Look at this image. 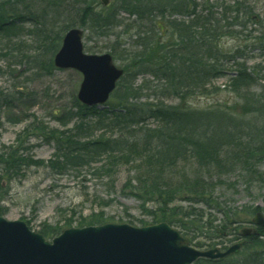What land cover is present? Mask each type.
Wrapping results in <instances>:
<instances>
[{"label": "trees", "instance_id": "obj_1", "mask_svg": "<svg viewBox=\"0 0 264 264\" xmlns=\"http://www.w3.org/2000/svg\"><path fill=\"white\" fill-rule=\"evenodd\" d=\"M232 1L223 4L216 15L196 0H112L106 6L98 0H0V59L10 58V45H17V50L26 45L12 40L21 25L28 23L29 33L40 42L30 60L50 72L54 68L51 56L59 49L64 33L79 27L100 36L117 31L110 54L123 70L102 110L86 107L74 98L72 109L56 116L64 129L41 131L45 140L54 143L52 158L34 159L19 139L16 145H0V181L13 180L31 166L56 172L86 168L110 177L128 167L133 176L121 188L129 190L139 208L151 216V223H169L197 248L219 243L226 248L224 242L232 240L242 243L230 256L199 258L192 264H262L264 228L245 237L236 228L244 221L239 214H254L260 209L225 210L213 195L212 177L206 174L210 168L223 173L236 167L247 177H254L256 166L264 163V125L244 128L235 116L189 106V98L224 74L219 59L235 56L224 53L222 38L241 35L254 18L245 0ZM59 16L65 20L56 29ZM41 54L49 56L47 67ZM153 80L156 83L152 85ZM254 80L245 65L237 63L229 86L239 93ZM22 100L20 95L0 91L1 107L11 108ZM259 107L257 112L264 113V103ZM28 132L26 127L22 133ZM189 161L199 172L205 169L206 174L180 172V164ZM5 193L0 182V199ZM179 197L189 203L185 208L176 204ZM200 204L202 209L193 206ZM208 208L223 215L220 225L204 218L210 216ZM3 212L0 207V215ZM105 222L103 213L98 212L76 226ZM71 226L69 221L64 224V228ZM60 231L61 227L49 224H42L38 230L48 239ZM198 237L207 241L194 242Z\"/></svg>", "mask_w": 264, "mask_h": 264}, {"label": "rangeland", "instance_id": "obj_2", "mask_svg": "<svg viewBox=\"0 0 264 264\" xmlns=\"http://www.w3.org/2000/svg\"><path fill=\"white\" fill-rule=\"evenodd\" d=\"M196 2L203 3L217 15L221 12L223 4L233 1L196 0ZM245 2L252 7L254 14L252 21L257 20V23L248 22L241 30V35L237 37L227 35L222 38L220 47L224 53L235 56L220 58L218 63L224 68V74L205 86L202 93L189 98L190 107L201 110H220L227 116L231 115L240 119L239 126L244 128L250 124L264 125V113L257 112L261 108L259 106L264 103V0H245ZM206 7L204 9L207 12ZM121 16L127 15L121 14ZM64 20L63 16L58 17L56 29ZM21 26L12 42L22 41L26 45L19 47V50L17 45H10V58L0 59V91L14 93L23 98L19 103L14 102L11 108L0 105V145H16L19 139L27 147L26 153L34 159L47 161L52 158L54 143L45 140L41 131L64 129L56 116L72 109L82 76L70 68L54 67L49 72L43 68L42 64L32 63L30 58L36 53L33 49L40 42H36L34 36L29 33L30 24ZM237 29L239 30V27H236ZM116 32L111 36H100L86 30L82 39L83 51L97 54L111 53L110 46ZM258 36L260 38L257 39ZM41 56L47 67L49 56L45 54ZM114 63L118 67L121 65L116 59ZM237 63H243L247 72L256 77L247 89L239 93L233 92L229 86ZM144 78L152 81L150 76ZM139 81L140 79L136 83ZM155 83L153 80L152 85ZM150 91V89L147 91L148 94H151ZM104 107L105 104L96 108L102 110ZM71 125L72 123L69 126ZM26 127L29 132L23 134V129ZM36 127L41 129L38 130ZM96 134L98 135V132ZM256 167L257 174L254 177H247L236 167L223 173H219V170L214 172L215 170L210 168L209 174H206L203 168H200L199 172L198 166L192 161L180 164L177 168L180 172H186L189 175L197 173L206 174V177L211 176L214 185L213 195L225 207V210L246 212L258 207L264 213V163ZM132 176L128 167L122 168L121 174L116 177L98 176L91 169L86 168L56 172L43 166L26 167L21 176L13 180L0 181L1 186L6 189L3 199H0V207L4 210L0 216L6 220L28 222L27 226L33 231H38L42 224L59 226L62 231L65 229L64 224L68 221L72 224L71 227H75L80 220L98 212L103 213V217L112 223H127L135 227H140L141 223L150 224L151 216L139 208L138 201L129 194V190L124 191L121 188L126 179ZM176 204L185 208L189 203L186 199L179 197ZM193 206L202 209L201 204ZM206 213L210 216L204 215V218L210 220L212 225H220L223 217L220 212L208 208ZM252 215L253 213L238 215L244 221L236 227L237 232L243 227H254L250 223ZM197 241L206 242L207 239L194 238V242ZM235 242L237 240L226 241L224 245L229 246ZM222 245L218 244L220 247Z\"/></svg>", "mask_w": 264, "mask_h": 264}, {"label": "water", "instance_id": "obj_3", "mask_svg": "<svg viewBox=\"0 0 264 264\" xmlns=\"http://www.w3.org/2000/svg\"><path fill=\"white\" fill-rule=\"evenodd\" d=\"M101 2L108 4V0ZM82 36V29H68L53 55V65L79 72L82 80L77 100L87 107L101 106L123 71L113 63L110 53H85ZM251 222L264 228L263 214L256 212ZM250 233L256 230L240 231L241 236ZM240 246L235 243L224 251L218 247L198 250L167 222L140 227L111 222L70 227L48 240L24 221L0 216V264H192L198 258H223Z\"/></svg>", "mask_w": 264, "mask_h": 264}]
</instances>
